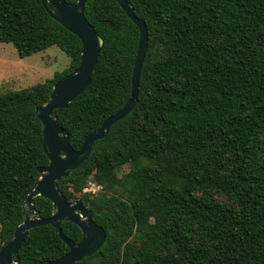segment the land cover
Segmentation results:
<instances>
[{
  "label": "trees",
  "instance_id": "1",
  "mask_svg": "<svg viewBox=\"0 0 264 264\" xmlns=\"http://www.w3.org/2000/svg\"><path fill=\"white\" fill-rule=\"evenodd\" d=\"M127 1L148 29L138 103L58 183L107 232L78 264H264V0ZM85 16L105 45L90 87L57 111L75 150L130 100L140 40L115 0H87ZM0 42L20 58L57 47L71 59L51 81L0 93L1 247L49 163L36 110L79 66L82 43L41 0H0ZM89 182L102 188L97 195L84 192ZM35 207L51 217L50 200L38 197ZM62 229L81 242L76 225ZM68 252L42 226L20 259L41 264Z\"/></svg>",
  "mask_w": 264,
  "mask_h": 264
},
{
  "label": "water",
  "instance_id": "2",
  "mask_svg": "<svg viewBox=\"0 0 264 264\" xmlns=\"http://www.w3.org/2000/svg\"><path fill=\"white\" fill-rule=\"evenodd\" d=\"M115 1L140 33L131 97L121 111L84 139L80 150H75L70 143L71 133L60 125L57 111L67 109L90 87L105 42L86 19L87 0H77L76 4L66 0H41L49 16L79 38L82 53L79 66L53 84L50 98L36 110V116L43 126V150L49 163L39 169L40 180L24 202L22 223L16 228L12 238L0 247V264H21L20 251L26 238L33 229L42 226H51L68 246L69 252L56 261L41 264H78L99 252L106 242L107 232L95 223L94 213L81 201L69 202L58 183L79 169L88 159L94 144L106 138L111 127L126 118L138 103L140 76L148 51V29L145 21L136 16L131 3L127 0ZM38 197L51 201V217L43 218L36 209L35 200ZM63 222H71L80 229L82 240L79 244H75L64 234Z\"/></svg>",
  "mask_w": 264,
  "mask_h": 264
},
{
  "label": "rangeland",
  "instance_id": "3",
  "mask_svg": "<svg viewBox=\"0 0 264 264\" xmlns=\"http://www.w3.org/2000/svg\"><path fill=\"white\" fill-rule=\"evenodd\" d=\"M71 59L57 47L20 58L12 44L0 42V93L19 91L54 79L70 68ZM124 173L130 167L123 168Z\"/></svg>",
  "mask_w": 264,
  "mask_h": 264
},
{
  "label": "built area",
  "instance_id": "4",
  "mask_svg": "<svg viewBox=\"0 0 264 264\" xmlns=\"http://www.w3.org/2000/svg\"><path fill=\"white\" fill-rule=\"evenodd\" d=\"M101 187L94 182H89L84 192L91 195H97L101 191Z\"/></svg>",
  "mask_w": 264,
  "mask_h": 264
},
{
  "label": "flooded vegetation",
  "instance_id": "5",
  "mask_svg": "<svg viewBox=\"0 0 264 264\" xmlns=\"http://www.w3.org/2000/svg\"><path fill=\"white\" fill-rule=\"evenodd\" d=\"M75 203V202H74Z\"/></svg>",
  "mask_w": 264,
  "mask_h": 264
}]
</instances>
